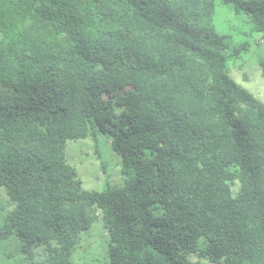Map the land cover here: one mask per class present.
Here are the masks:
<instances>
[{"label": "trees", "instance_id": "trees-1", "mask_svg": "<svg viewBox=\"0 0 264 264\" xmlns=\"http://www.w3.org/2000/svg\"><path fill=\"white\" fill-rule=\"evenodd\" d=\"M250 40L264 81V0H0V264H73L96 221L103 264H264V102L230 77ZM97 135L120 187L66 159Z\"/></svg>", "mask_w": 264, "mask_h": 264}, {"label": "rangeland", "instance_id": "rangeland-1", "mask_svg": "<svg viewBox=\"0 0 264 264\" xmlns=\"http://www.w3.org/2000/svg\"><path fill=\"white\" fill-rule=\"evenodd\" d=\"M214 26L218 34L228 36L235 43L248 39L255 40L257 37L249 34L248 27L240 19L234 18L225 7H216ZM246 33L248 36H245ZM250 43L252 47L233 65L230 77L252 94L256 100L264 102V81L260 77L259 69L255 63V56L263 53V46L256 47L253 40H250ZM239 64H242V69H239ZM106 143L107 140L104 136L97 135L95 138L68 141L65 146L66 159L75 168L82 186L86 190L100 191L105 183L106 175L101 174L97 156H100L102 163L107 166L106 174L111 185L116 187L122 185L120 159ZM95 150L97 154H95ZM0 197L3 198L2 201L7 198L3 191H0ZM105 238L106 234L100 221L94 222L87 232L81 234L75 252V260L73 257V264H103L107 247ZM14 263L15 261L12 260L4 261V264Z\"/></svg>", "mask_w": 264, "mask_h": 264}]
</instances>
